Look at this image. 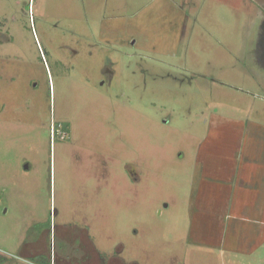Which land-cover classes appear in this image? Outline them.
<instances>
[{
    "label": "rangeland",
    "instance_id": "1",
    "mask_svg": "<svg viewBox=\"0 0 264 264\" xmlns=\"http://www.w3.org/2000/svg\"><path fill=\"white\" fill-rule=\"evenodd\" d=\"M1 27L0 264H264V0H0Z\"/></svg>",
    "mask_w": 264,
    "mask_h": 264
},
{
    "label": "crops",
    "instance_id": "2",
    "mask_svg": "<svg viewBox=\"0 0 264 264\" xmlns=\"http://www.w3.org/2000/svg\"><path fill=\"white\" fill-rule=\"evenodd\" d=\"M35 243H36V242H35ZM29 247H31V246L26 247V249H27V255H28L29 257L39 259V257H42V256H43V259H44V258L46 259V257H45L44 255L40 256V255H37V254L33 253L31 249L28 250ZM35 255H36V256H35ZM40 260H42V259H40ZM46 260H47V259H46Z\"/></svg>",
    "mask_w": 264,
    "mask_h": 264
},
{
    "label": "trees",
    "instance_id": "3",
    "mask_svg": "<svg viewBox=\"0 0 264 264\" xmlns=\"http://www.w3.org/2000/svg\"><path fill=\"white\" fill-rule=\"evenodd\" d=\"M43 264H51V261L46 260L45 258L40 260Z\"/></svg>",
    "mask_w": 264,
    "mask_h": 264
},
{
    "label": "flooded vegetation",
    "instance_id": "4",
    "mask_svg": "<svg viewBox=\"0 0 264 264\" xmlns=\"http://www.w3.org/2000/svg\"><path fill=\"white\" fill-rule=\"evenodd\" d=\"M1 30H2V27L0 28V35H1V32H2Z\"/></svg>",
    "mask_w": 264,
    "mask_h": 264
}]
</instances>
